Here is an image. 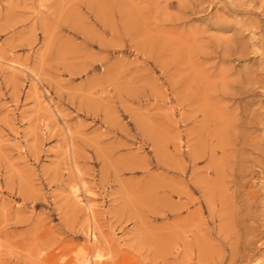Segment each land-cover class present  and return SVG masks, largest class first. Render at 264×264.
I'll use <instances>...</instances> for the list:
<instances>
[{
  "label": "rangeland",
  "instance_id": "obj_1",
  "mask_svg": "<svg viewBox=\"0 0 264 264\" xmlns=\"http://www.w3.org/2000/svg\"><path fill=\"white\" fill-rule=\"evenodd\" d=\"M0 264H264V0H0Z\"/></svg>",
  "mask_w": 264,
  "mask_h": 264
},
{
  "label": "bare ground",
  "instance_id": "obj_2",
  "mask_svg": "<svg viewBox=\"0 0 264 264\" xmlns=\"http://www.w3.org/2000/svg\"><path fill=\"white\" fill-rule=\"evenodd\" d=\"M10 63H11V62H10ZM11 66H12V67H15L16 65L11 63ZM20 68H21V66H20ZM68 132H69V131H68ZM82 189H83V188H82ZM77 190H78V189H77ZM75 192H76V191H75ZM76 193H77V192H76ZM86 195H87V193H86ZM79 197H80V196H79ZM78 199H79V201H80V198H77V200H78ZM80 203H81V201H80Z\"/></svg>",
  "mask_w": 264,
  "mask_h": 264
}]
</instances>
